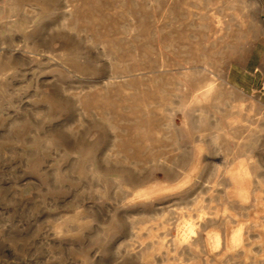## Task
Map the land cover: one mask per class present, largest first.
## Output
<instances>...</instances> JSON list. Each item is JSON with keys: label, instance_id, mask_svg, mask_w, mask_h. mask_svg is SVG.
Masks as SVG:
<instances>
[{"label": "rangeland", "instance_id": "374dc122", "mask_svg": "<svg viewBox=\"0 0 264 264\" xmlns=\"http://www.w3.org/2000/svg\"><path fill=\"white\" fill-rule=\"evenodd\" d=\"M264 0H0V264H264Z\"/></svg>", "mask_w": 264, "mask_h": 264}, {"label": "crops", "instance_id": "0c3cea01", "mask_svg": "<svg viewBox=\"0 0 264 264\" xmlns=\"http://www.w3.org/2000/svg\"><path fill=\"white\" fill-rule=\"evenodd\" d=\"M244 78H239L242 82L236 84L246 93H254L260 91L264 81V52L258 57V65L255 66L254 72L245 71Z\"/></svg>", "mask_w": 264, "mask_h": 264}]
</instances>
